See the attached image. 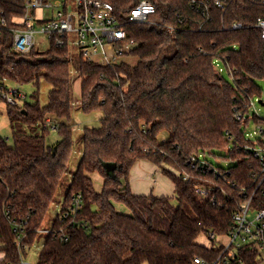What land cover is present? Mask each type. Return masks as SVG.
Here are the masks:
<instances>
[{
    "label": "trees",
    "instance_id": "1",
    "mask_svg": "<svg viewBox=\"0 0 264 264\" xmlns=\"http://www.w3.org/2000/svg\"><path fill=\"white\" fill-rule=\"evenodd\" d=\"M101 1L112 5L127 38L136 42L122 55L134 57V64L103 65L79 53L71 59L66 38L60 47L52 40L47 51L22 55L11 50L9 29L0 33V80L51 86L43 107L36 93L34 102L7 104L12 142L0 136V264L23 259L64 182L35 264L212 263L227 252L196 238L209 230L227 235L248 199L251 209H264V194L256 190L261 167L245 137L249 121L264 126L250 114L262 92L257 82L264 83V38L254 26L264 18V0H149L155 12L147 23L125 20L140 0ZM23 3L0 0L9 27L23 14ZM234 23L241 27L231 29ZM73 68L81 79L78 108L103 115L99 127L83 130L82 154L66 183ZM48 116L65 121L53 145L45 143ZM224 150L225 167L206 159ZM138 161L161 170L173 184L175 203L169 196L132 193L129 175ZM94 172L102 177L100 192L89 176ZM262 261L243 246L228 264Z\"/></svg>",
    "mask_w": 264,
    "mask_h": 264
},
{
    "label": "built area",
    "instance_id": "2",
    "mask_svg": "<svg viewBox=\"0 0 264 264\" xmlns=\"http://www.w3.org/2000/svg\"><path fill=\"white\" fill-rule=\"evenodd\" d=\"M51 0H24L23 14L21 23L13 19V26L9 27L5 18V12L0 8V33L4 29H9L12 34L11 50L18 54H28L35 49V36L44 35L48 38L49 43L54 40V46L60 47L63 39L66 38L68 44L77 47L78 53L82 58L103 65H111L119 63V58L131 50L137 44L134 40L128 39L125 30L121 27L119 19L114 14L111 4L101 0H74L75 12L66 7L65 0H54V7L51 16L48 19L36 16L37 9L52 8ZM53 1V0H52ZM217 6H221L216 1ZM155 12L154 4L149 0H140L129 13L125 15V20L135 23L149 22V16ZM151 22V21H150ZM264 38V18H258L254 25ZM241 25L234 23L231 29H238ZM75 35L74 39H70L69 34ZM221 70V69H220ZM12 83L0 80V97L8 105L19 107V100L24 98L15 87H11ZM253 104V102H252ZM45 128L48 131H56L57 126L52 122H45ZM262 135V145L251 144L246 149L253 151V156L260 165L261 182L258 183L256 190L264 194V127H259ZM255 190V191H256ZM195 191L204 196L205 189L201 186H195ZM250 199L241 207V210L234 214V225L227 235L228 242L217 243L222 245L225 256H220L212 263L206 262L199 258H194V264H228L234 259L235 252L238 248L248 246L255 249L258 256H264V209L253 210L255 215L249 218ZM77 207V204L76 206ZM73 210V209H72ZM68 216V212L62 214V219ZM206 235L214 241L217 236L213 230L207 231ZM234 247V248H232ZM234 249V250H233ZM262 258V257H261ZM264 259V258H262ZM5 264H22L5 263Z\"/></svg>",
    "mask_w": 264,
    "mask_h": 264
},
{
    "label": "rangeland",
    "instance_id": "3",
    "mask_svg": "<svg viewBox=\"0 0 264 264\" xmlns=\"http://www.w3.org/2000/svg\"><path fill=\"white\" fill-rule=\"evenodd\" d=\"M51 4L53 5L52 8L49 9H37L36 10V16L37 17H41L43 16V18L48 19L51 16V13L53 10H56V8L54 7V0L50 1ZM74 0H65L66 3V7L71 11V13L75 12V6H74ZM21 18H15V21L18 23H21ZM70 39H74L75 35L70 33L69 34ZM35 40H36V46H35V51L36 52H45L49 49L50 47V43L48 41V38L44 35H37L35 36ZM69 51H70V58L71 59H75V57L78 54V49L75 45L73 44H69ZM119 61H123L125 63L128 64H134L136 62V59L132 56L129 55H124L121 56L119 58ZM224 78L232 83L230 77L228 76L226 70H222L221 73ZM71 75L73 78V84H72V102H73V107H72V112H71V116H70V120L68 122H66L71 131H72V139H73V145H72V152L69 158V162L67 165V177H66V183L69 182L71 175L73 174V172L75 171V169L77 168L79 159L81 157L82 154V144H81V135L83 133V130L85 128H97L100 125V118L102 117V112L96 110V111H92L90 113H84L82 112L78 106H79V98H80V81L81 79L78 77L75 69L73 68L71 71ZM11 87H15L21 94L24 95V98L19 100V105L21 106V104H23V102H34L35 99L32 98L33 94H37V101L39 102L40 106H45L47 104V95L49 90L51 89V86L45 82L44 80H40L39 85L35 86L32 83L29 84H10ZM257 85L260 86L262 88V92L261 95L258 97H255L253 99V104L250 107V114L253 115L255 114L256 116L264 119V104H260L259 100L262 101V103H264V83L261 82H257ZM7 104L0 98V136L3 138L7 139V143L11 144L12 142V135H11V129L9 126V121H8V117H7ZM47 121V123L49 122V124H52L57 126V129L59 127V125L61 124V122H65L64 120H58L55 119L53 116H48L45 119V122ZM262 125H259L257 123H255L254 121H249L247 127L245 128V137L247 140L252 141L251 145L254 146V144L257 145H262V141H260L262 139V135L259 132V127ZM264 127V126H262ZM59 140V134L57 133V131H49V133L45 136V143L47 145H53L54 143H56ZM248 145V144H247ZM226 150L222 151V152H216L215 154H207L206 155V159L215 164V165H219L222 167H225V165H227L224 156H226ZM222 158V159H221ZM229 164V163H228ZM137 166V165H136ZM134 167L135 169L130 171L131 174V179H130V175H129V183L132 182L133 184H137L138 186L141 182V177H143V180H147L148 182H157V186L153 185L154 189L153 192L154 194L158 193V190L161 189L163 183H164V189H162V196H173V191H171V183L168 180V178L166 176H164L161 172L160 174H152L150 173L149 177L146 178V175H143L145 173H143L142 175L140 174V171H144L142 170V168L140 166ZM146 174L148 175L149 173L146 172ZM91 181H92V185L95 189V191L100 192L102 189V177L97 173H91L90 175ZM162 176V177H160ZM150 179V180H149ZM159 180V181H158ZM145 183V182H144ZM146 185V184H145ZM136 187V186H135ZM147 187L150 189L152 188V185H150V183H147ZM145 188V187H144ZM143 188H138L137 190L140 191ZM65 191H66V186H65V182L60 185L58 192L56 193L49 209L48 212L45 216L44 222L42 224V230L40 232V234L38 235L35 243L28 249H26V253L22 259V264H35L36 259H37V255L40 249V246L46 236L47 231L51 228L52 223L55 219V216L57 214L58 208L62 203V200L64 198L65 195ZM150 193V192H149ZM144 194V193H143ZM141 195V194H138ZM171 201L172 203H175V199H173L171 197ZM116 208L118 211L123 212V213H128L129 210L123 206L122 204H116ZM255 215V212H253L252 209L249 210V218H253ZM228 237L227 236H215L213 243L217 244V243H227L228 242ZM196 243L202 246H211L212 245V241L209 239V237L202 233L200 234L197 238H196ZM234 248V247H232ZM234 250V249H233ZM262 258H264V256H261ZM3 258V254L0 251V261ZM262 264H264V261H262Z\"/></svg>",
    "mask_w": 264,
    "mask_h": 264
},
{
    "label": "crops",
    "instance_id": "4",
    "mask_svg": "<svg viewBox=\"0 0 264 264\" xmlns=\"http://www.w3.org/2000/svg\"><path fill=\"white\" fill-rule=\"evenodd\" d=\"M140 166L141 168H142V170H144V171H140V174L142 175L143 173H145V174H143V175H146L145 177L146 178H148L149 177V175H150V173H152V174H160V172H161V170L159 169V168H157V167H155V166H153L152 164H150V163H148V162H145V161H138V162H136V164L132 167V169L131 170H133V169H135L134 167L135 166ZM136 166V167H137ZM146 172H148L149 174L147 175L146 174ZM160 177H162V176H160ZM163 178V177H162ZM130 179H131V174H130ZM141 182H140V184H139V186H138V183L137 184H133L132 185V182H130V189H131V191H132V193H134V194H141V195H148L149 194V192L150 193H152L153 192V189H154V187H153V185H156L157 186V182H148V180H147V183H150V185H152V188L150 189V191H149V188L147 187V183H146V180H143V177H141ZM150 180V179H149ZM159 181V180H158ZM145 182V183H144ZM171 183V182H170ZM146 184V185H145ZM136 186V187H135ZM145 187V188H144ZM138 188H143V189H141L140 191H138L137 189ZM162 189H164V183H163V185H162V187H161V189H159L158 190V193H156V194H154V193H152L153 195H155V196H162L161 194H163L162 193ZM173 189H174V187H173V184L171 183V191H173ZM144 193V194H143ZM163 196H165V195H163ZM209 247V246H208Z\"/></svg>",
    "mask_w": 264,
    "mask_h": 264
},
{
    "label": "water",
    "instance_id": "5",
    "mask_svg": "<svg viewBox=\"0 0 264 264\" xmlns=\"http://www.w3.org/2000/svg\"><path fill=\"white\" fill-rule=\"evenodd\" d=\"M259 103H260L261 105L264 104V103H262V101H260V100H259Z\"/></svg>",
    "mask_w": 264,
    "mask_h": 264
}]
</instances>
